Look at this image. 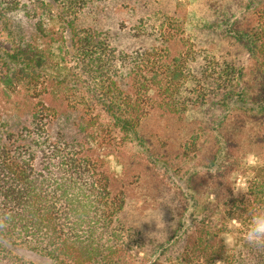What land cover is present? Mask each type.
Segmentation results:
<instances>
[{"label":"trees","instance_id":"obj_1","mask_svg":"<svg viewBox=\"0 0 264 264\" xmlns=\"http://www.w3.org/2000/svg\"><path fill=\"white\" fill-rule=\"evenodd\" d=\"M249 153L264 0H0V264H264Z\"/></svg>","mask_w":264,"mask_h":264},{"label":"clouds","instance_id":"obj_2","mask_svg":"<svg viewBox=\"0 0 264 264\" xmlns=\"http://www.w3.org/2000/svg\"><path fill=\"white\" fill-rule=\"evenodd\" d=\"M152 91H149V95H152ZM109 160H113L112 157H109ZM245 161L247 167L249 169H254L259 166L264 165V161H261L260 158L255 153H249L245 157ZM121 170L120 166H116V171L119 172ZM214 171V170H213ZM254 176L253 172H249L248 176H241L237 173H233V177L235 178V188H240L243 190H247L248 184L247 179ZM233 225L239 226L238 222L233 219L229 227L231 228ZM222 238L224 240V244L227 247H232L236 244V234L232 231H227L222 233ZM243 239H245L249 243H261L264 242V209H262L259 214H254L251 218L250 223L248 224L246 230L243 232ZM218 264H222V262H218Z\"/></svg>","mask_w":264,"mask_h":264},{"label":"rangeland","instance_id":"obj_3","mask_svg":"<svg viewBox=\"0 0 264 264\" xmlns=\"http://www.w3.org/2000/svg\"><path fill=\"white\" fill-rule=\"evenodd\" d=\"M17 254L26 262H32L34 264H53L47 257L39 253L29 251L25 247H21Z\"/></svg>","mask_w":264,"mask_h":264}]
</instances>
